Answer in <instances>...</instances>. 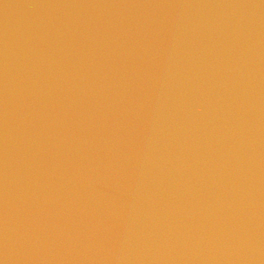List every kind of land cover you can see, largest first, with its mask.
I'll return each instance as SVG.
<instances>
[{"label":"water","instance_id":"95a60500","mask_svg":"<svg viewBox=\"0 0 264 264\" xmlns=\"http://www.w3.org/2000/svg\"><path fill=\"white\" fill-rule=\"evenodd\" d=\"M0 264H264V0H0Z\"/></svg>","mask_w":264,"mask_h":264}]
</instances>
